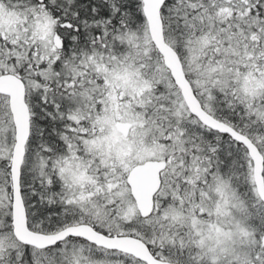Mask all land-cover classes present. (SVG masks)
<instances>
[{
  "label": "snow or ice",
  "instance_id": "snow-or-ice-1",
  "mask_svg": "<svg viewBox=\"0 0 264 264\" xmlns=\"http://www.w3.org/2000/svg\"><path fill=\"white\" fill-rule=\"evenodd\" d=\"M0 264H264V0H0Z\"/></svg>",
  "mask_w": 264,
  "mask_h": 264
}]
</instances>
